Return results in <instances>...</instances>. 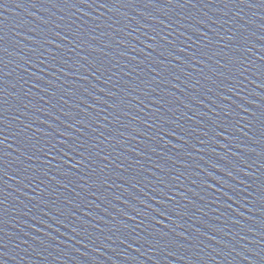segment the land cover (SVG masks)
Listing matches in <instances>:
<instances>
[{
  "label": "water",
  "instance_id": "1",
  "mask_svg": "<svg viewBox=\"0 0 264 264\" xmlns=\"http://www.w3.org/2000/svg\"><path fill=\"white\" fill-rule=\"evenodd\" d=\"M0 264H264V0H0Z\"/></svg>",
  "mask_w": 264,
  "mask_h": 264
}]
</instances>
